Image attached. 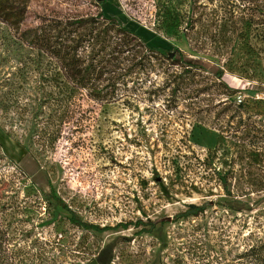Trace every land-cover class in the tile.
I'll return each mask as SVG.
<instances>
[{
  "label": "rangeland",
  "instance_id": "rangeland-1",
  "mask_svg": "<svg viewBox=\"0 0 264 264\" xmlns=\"http://www.w3.org/2000/svg\"><path fill=\"white\" fill-rule=\"evenodd\" d=\"M231 1L30 0L0 20V264H264V46L231 34ZM101 10L175 60L101 51L124 42L100 43ZM58 46H82L99 95Z\"/></svg>",
  "mask_w": 264,
  "mask_h": 264
},
{
  "label": "trees",
  "instance_id": "trees-1",
  "mask_svg": "<svg viewBox=\"0 0 264 264\" xmlns=\"http://www.w3.org/2000/svg\"><path fill=\"white\" fill-rule=\"evenodd\" d=\"M30 0H20L19 3L16 4V1H13L12 3L9 0H0V20L1 22H8L11 19L14 22V25L18 27L25 18V13L27 9V5ZM103 0L100 5L103 7L104 4ZM237 5H243L242 10H240V13L237 12L236 15H234V19H232V22L229 26V31L231 34H237L241 37L243 35H248L251 33L258 34L256 41H259L262 46H264V0H233L230 3V6H232V13L233 8H237ZM234 14V13H233ZM100 18L104 20V34L100 37H98V40H100V43L104 44L106 40V35L108 34V31L112 28H116L117 32L122 35L124 38V42L122 43L123 46H116V48L112 46H100L101 51H109L107 55H112L113 52H116L118 54H123L126 51H129L128 48L129 45L136 40V43H141V45H144L143 48L150 54L160 55L167 57L168 60L174 61L175 57L177 55V50L174 49L171 51L172 56L170 57V52L165 50L164 48L157 47V48H151L144 44L141 39H139L135 34H133L131 31L127 30L116 18H107L101 10L97 14ZM84 24H88L87 21L83 20H75L73 23H65V24H59L62 25L64 28L69 27L70 25H76L79 27H82ZM58 25V26H59ZM88 34L92 35V31L89 28ZM86 36V34L84 35ZM92 36H89V38ZM96 37V35H94ZM81 38V37H80ZM79 38V39H80ZM134 39V40H133ZM138 39V40H137ZM96 39H93L95 41ZM85 41V40H84ZM87 41V40H86ZM82 42V41H81ZM138 46H140L138 44ZM82 46H58L54 48L53 50V56L57 61L59 62V67L65 74L66 79L69 81L70 84L74 85L76 89H83L88 90L90 93L93 94H100L96 89H94L92 86V78L91 74L95 71V64H85V60L83 57L78 56V51ZM185 64L187 66H197L196 63H193L189 60H186L184 57L182 58ZM217 78L222 81L223 79V73L221 71L216 72ZM56 204L59 205L61 208L68 210V208L58 199L55 200ZM205 210L204 206H197L194 204H191L188 206L187 210L185 212L180 213L177 216V219L179 218H188L190 216L197 217L200 213H203ZM69 222L82 229V230H93L98 233H103L107 229L106 228H98L97 226L86 224L84 222H81L78 220L74 215H71L69 218ZM136 226H145L141 222L137 223ZM148 226L151 228L154 226L152 222H148Z\"/></svg>",
  "mask_w": 264,
  "mask_h": 264
},
{
  "label": "water",
  "instance_id": "water-1",
  "mask_svg": "<svg viewBox=\"0 0 264 264\" xmlns=\"http://www.w3.org/2000/svg\"><path fill=\"white\" fill-rule=\"evenodd\" d=\"M97 2H102L103 0H96ZM172 56V54H170V57ZM172 221V219L170 217H167V218H164V219H161L160 222H163V223H170Z\"/></svg>",
  "mask_w": 264,
  "mask_h": 264
}]
</instances>
